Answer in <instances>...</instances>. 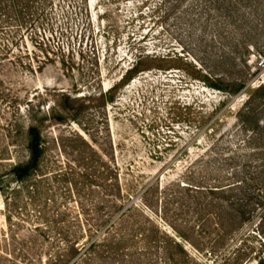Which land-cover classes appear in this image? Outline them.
Here are the masks:
<instances>
[{"label": "rangeland", "instance_id": "1", "mask_svg": "<svg viewBox=\"0 0 264 264\" xmlns=\"http://www.w3.org/2000/svg\"><path fill=\"white\" fill-rule=\"evenodd\" d=\"M0 264H264V0H0Z\"/></svg>", "mask_w": 264, "mask_h": 264}, {"label": "trees", "instance_id": "2", "mask_svg": "<svg viewBox=\"0 0 264 264\" xmlns=\"http://www.w3.org/2000/svg\"><path fill=\"white\" fill-rule=\"evenodd\" d=\"M28 156L24 163H17L11 168V174L18 180L28 175L30 170L36 164L37 159L41 153V146L39 142V135L35 128H28V142H27Z\"/></svg>", "mask_w": 264, "mask_h": 264}]
</instances>
